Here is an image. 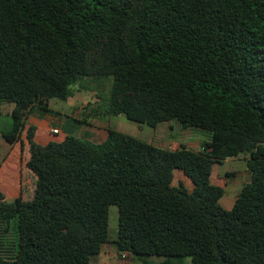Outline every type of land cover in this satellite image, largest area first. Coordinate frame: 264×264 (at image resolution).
Returning <instances> with one entry per match:
<instances>
[{"label": "trees", "instance_id": "16d2710c", "mask_svg": "<svg viewBox=\"0 0 264 264\" xmlns=\"http://www.w3.org/2000/svg\"><path fill=\"white\" fill-rule=\"evenodd\" d=\"M81 78L113 79L103 116L203 135L202 148L112 129L40 144L30 114H58L50 101ZM5 105L0 140L28 159L20 196L0 191V264H92L114 206L128 261L264 264V0H0ZM242 154L250 181L227 209L219 166Z\"/></svg>", "mask_w": 264, "mask_h": 264}, {"label": "rangeland", "instance_id": "374dc122", "mask_svg": "<svg viewBox=\"0 0 264 264\" xmlns=\"http://www.w3.org/2000/svg\"><path fill=\"white\" fill-rule=\"evenodd\" d=\"M86 81V82H85ZM85 82V83H83ZM113 82L112 78L106 79L101 83H95L88 81V78H81L79 83L86 86L87 89H83L82 85L78 83L77 86L73 87V90L77 92L75 95L70 98L68 101L60 100H51L50 108L56 112H62L67 114V123L62 125L63 134L56 136V138H64L66 136H74L82 140H88V130L83 128L81 124L75 122V119L85 121L87 123H96L99 124L103 116L98 110L104 108V104L109 102L111 84ZM10 106L5 105L0 115V132L8 131L12 127V117L9 114ZM112 119V128L114 130L125 132L128 135L134 136L144 141L156 143L158 141L172 142L173 145L178 147L179 145H186L189 148L200 149L202 148L203 141L206 139L203 135L192 134V135H183L178 133L177 136L172 139L171 132L164 126H159L156 129H152L147 125L137 124L128 120L125 116L110 117ZM106 119V118H105ZM51 134L58 135L51 131ZM26 133L23 135L25 139ZM43 142V140H42ZM179 143V144H178ZM20 149V145L17 146ZM249 154H242L235 158H230L222 165L219 166V173L228 181L227 194L222 198L221 202L227 203L228 200L234 197L235 192H237L242 185L249 180L247 172V161L249 159ZM24 156H22L23 160ZM14 159L13 165L7 164L6 170L8 172L7 181L3 184V189L6 192L7 201L12 202L17 196L16 193V166H18V152L17 149L14 150V153L10 157V160ZM228 174H233V176H227ZM13 176V178H10ZM176 176L178 179L183 180L186 184L191 187L192 182L185 178V176L176 171ZM8 182V183H7ZM12 182V184H11ZM28 183L30 188L34 186L33 179L29 178ZM11 184V185H10ZM10 189V190H9ZM119 226H118V208L116 206L111 208V220H110V231L109 238L112 242L104 247L102 252V259H104V264H138L137 260L121 258L118 254L116 245L113 243L118 238ZM15 234H9V240L14 241ZM100 258V259H101ZM190 264L191 260L189 258H152L150 261L151 264ZM92 264H99V258L94 257Z\"/></svg>", "mask_w": 264, "mask_h": 264}, {"label": "crops", "instance_id": "0c3cea01", "mask_svg": "<svg viewBox=\"0 0 264 264\" xmlns=\"http://www.w3.org/2000/svg\"><path fill=\"white\" fill-rule=\"evenodd\" d=\"M57 113L58 114H42V113H40L38 111H33L30 114V116H29V118L27 120V124L37 127V141L40 144L45 145V144H47V143H49L51 141L60 142V141H63L66 138V137L59 138V139L56 138V136H60V135L63 134L62 125L64 123H67V118H68L67 114H65V113H62V112H57ZM120 117L121 116H118V118H120ZM105 118H103L102 121L99 124H96V123H93V122H91V123L89 122L88 124L82 125L83 128L88 130V134H89L88 135V137H89L88 140L89 141H91L93 143L101 144L107 139L108 130H110V129L114 130L112 128V123H111L112 119L110 117H105ZM55 130L57 131L58 135L51 134V131L53 132ZM122 133H125V132L122 131ZM42 140H43V142H42ZM172 146L176 148L175 145L172 144ZM15 149H17L18 157H19V161H18V164H17L18 166H16V171L14 172L16 174V176H15V179H16V193H17L16 198H18L20 196V189H21V170L22 169L24 170V176H25V174L27 172L24 169L23 165L26 162V157L28 159V154H26L28 152V147H27V151L25 152L24 158L22 160L21 151H20V149L17 148V146L14 147V148H10V147H8V145L6 143H4L2 140H0V191L3 192V194L5 195L6 200H7L6 192L3 189V184L7 181V176H8L7 175L8 172L6 170V165L7 164H9V166L13 165L14 159L10 160V157L14 153ZM247 172H248V176H249V180L247 182H249L250 181V173H249L248 169H247ZM10 178H13V176H10ZM247 182H245L244 184H246ZM11 184H12V182H11ZM244 184L242 185V187L244 186ZM192 186H193V184H192ZM241 189L242 188H240L237 192H235L234 197L231 198L230 200H228L227 203H225V205H224L223 202H221L222 205L225 208H227V209H231L235 205L236 199H237L238 194L241 191ZM96 257L99 258V264H104L105 263L104 259L101 258L102 257V253L100 255L96 256ZM182 262H185V261L184 260L181 261L180 264H182Z\"/></svg>", "mask_w": 264, "mask_h": 264}, {"label": "built area", "instance_id": "2783aa9c", "mask_svg": "<svg viewBox=\"0 0 264 264\" xmlns=\"http://www.w3.org/2000/svg\"><path fill=\"white\" fill-rule=\"evenodd\" d=\"M54 133H57V131L55 130V131H53Z\"/></svg>", "mask_w": 264, "mask_h": 264}]
</instances>
